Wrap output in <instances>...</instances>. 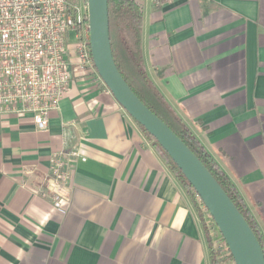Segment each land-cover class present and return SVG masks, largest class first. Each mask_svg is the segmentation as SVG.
Instances as JSON below:
<instances>
[{
  "label": "crops",
  "instance_id": "1",
  "mask_svg": "<svg viewBox=\"0 0 264 264\" xmlns=\"http://www.w3.org/2000/svg\"><path fill=\"white\" fill-rule=\"evenodd\" d=\"M142 5L149 77L236 187L264 242V0ZM70 58L48 130L30 114L0 117V264H211L195 195L106 84ZM74 148L62 214L52 158Z\"/></svg>",
  "mask_w": 264,
  "mask_h": 264
},
{
  "label": "built area",
  "instance_id": "2",
  "mask_svg": "<svg viewBox=\"0 0 264 264\" xmlns=\"http://www.w3.org/2000/svg\"><path fill=\"white\" fill-rule=\"evenodd\" d=\"M90 40L88 0H0V117L30 114L38 130H48L50 114L59 108L72 79L70 56L76 59V70L95 74L103 82ZM68 156H80V151H61L52 158L51 199L62 214L71 192ZM194 193L215 245H222L213 217Z\"/></svg>",
  "mask_w": 264,
  "mask_h": 264
},
{
  "label": "water",
  "instance_id": "3",
  "mask_svg": "<svg viewBox=\"0 0 264 264\" xmlns=\"http://www.w3.org/2000/svg\"><path fill=\"white\" fill-rule=\"evenodd\" d=\"M91 50L103 82L116 100L158 141L200 196L235 264H264V248L213 173L192 149L132 90L114 60L108 0H88Z\"/></svg>",
  "mask_w": 264,
  "mask_h": 264
},
{
  "label": "trees",
  "instance_id": "4",
  "mask_svg": "<svg viewBox=\"0 0 264 264\" xmlns=\"http://www.w3.org/2000/svg\"><path fill=\"white\" fill-rule=\"evenodd\" d=\"M109 21H110V39L112 52L116 65L125 78L126 82L136 93V95L192 149V151L202 160V162L213 173L219 183L226 190L228 195L239 208L246 218L257 238L264 248L262 232L253 217L248 206L236 187L222 171L218 164L213 160L210 154L198 138L192 133L186 123L177 115L169 102L157 89L149 77L144 61L142 48V30L144 20V9L142 0H108ZM137 122V121H136ZM138 123V122H137ZM146 135L155 143L158 150L165 157L168 164L179 177L188 193L194 197V189L178 168L169 154L162 148L158 141L143 127ZM195 208L203 221V226L207 234L211 264H223L231 260L234 263L230 250L223 239V244L215 245V240L211 235V230L205 222L197 200L194 201ZM215 228L218 230L217 226Z\"/></svg>",
  "mask_w": 264,
  "mask_h": 264
},
{
  "label": "rangeland",
  "instance_id": "5",
  "mask_svg": "<svg viewBox=\"0 0 264 264\" xmlns=\"http://www.w3.org/2000/svg\"><path fill=\"white\" fill-rule=\"evenodd\" d=\"M74 35H75V33L71 32V41H73V42L75 41ZM223 264H233V262L231 260H229V261H225Z\"/></svg>",
  "mask_w": 264,
  "mask_h": 264
}]
</instances>
